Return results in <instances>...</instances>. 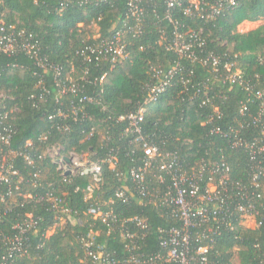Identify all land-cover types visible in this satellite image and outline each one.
<instances>
[{
	"label": "trees",
	"instance_id": "trees-1",
	"mask_svg": "<svg viewBox=\"0 0 264 264\" xmlns=\"http://www.w3.org/2000/svg\"><path fill=\"white\" fill-rule=\"evenodd\" d=\"M179 1L181 7L168 9L165 0H144L141 3L145 9L142 34L139 37L131 33L126 35L130 55L110 70L108 63L95 61L94 57L88 62L80 53L95 42L92 38L95 29L101 39L110 38L124 21L129 20L126 18L128 0H71L68 3L65 0H0V19L5 25L33 36L42 58L58 66L62 76L72 78L84 95H99L102 104L79 102L80 96L73 95H66L56 102L51 70L44 73L24 52L0 54V123L3 114L8 113L3 125L13 130L12 150L22 151L28 141L33 144L26 148L31 164L19 155L7 157L18 170L22 183L19 192L15 193L18 206L0 221V230L6 234L13 233L11 227L21 222L25 214L33 215L37 221L36 234L25 235L27 251L18 259L20 264H94L79 243V239L87 240L90 236L93 248H103L111 253L117 264H128L132 255L138 254L141 260H147L157 253H164L160 249L157 230L178 227L179 223L161 217L152 205L142 206L136 199L127 204L113 199L120 188L134 189L128 171L139 166L142 158L140 144L130 142L132 137L124 134L126 124L118 122L117 117L133 111L145 98L146 85L154 82L149 71L151 66L167 70L180 61L195 74L189 77L190 83L186 87L175 83L149 105L141 126L143 134L167 150L177 151L184 160L183 166L193 165L201 158L205 161L210 157L215 159L221 154L231 168V178L247 181L251 169L247 153L232 150L225 139L209 134L213 126L228 131L247 120L239 114L240 103L246 101V91L237 84L230 91L225 89L226 100L216 101L222 114L218 119L211 108L200 106L201 95L197 93L209 74L197 64L179 60L167 46L174 40L176 31L185 39H188V32H195L204 40L203 52L220 55L227 52L230 59L236 54L233 61L241 71V79L264 93V0H236L234 9L208 22L184 15L182 8L188 2ZM207 1L213 3L216 0ZM62 3L64 7L59 10ZM168 13L173 18L172 23L166 17ZM259 20L262 24L252 31H236L237 25L244 21ZM132 24L130 20L127 26ZM72 66L75 73L70 72ZM105 74L100 83L99 79ZM46 90L50 94L41 100L40 96ZM71 104L79 107L76 120ZM245 106L249 113L255 114L259 110V101L253 100ZM58 109L65 112V118L56 116ZM208 115L213 119L202 124ZM258 133L250 126L242 130L241 135L249 139ZM41 136H46V140H41ZM49 145H61L64 151L78 154L89 149L93 151L103 175L90 199L85 198L84 193L89 181L87 175L67 176L64 182L56 164L41 157ZM112 157L114 167L110 168L108 159ZM153 185L156 187L151 180L150 186ZM7 191L8 186L0 184V196ZM47 192L62 198L63 205L70 210L69 218L61 227L58 226L60 219L48 204L38 199ZM257 192L264 202V182ZM23 194H30L32 199H24ZM109 200L113 203L106 205ZM97 205L105 211L112 208L116 223L109 222L113 228L110 232L106 224L86 215L89 207ZM0 212L3 214L1 203ZM133 217L146 219L149 231L144 238L140 229L126 222ZM52 228L53 232L48 236L47 232ZM203 229L199 227L197 231ZM122 230L136 234L132 249H125L129 241L121 237ZM191 244L193 248L200 245L195 240ZM2 254L0 249V256ZM209 256L216 264H264V224L258 229L235 228L232 232L220 233L214 239Z\"/></svg>",
	"mask_w": 264,
	"mask_h": 264
},
{
	"label": "built area",
	"instance_id": "built-area-1",
	"mask_svg": "<svg viewBox=\"0 0 264 264\" xmlns=\"http://www.w3.org/2000/svg\"><path fill=\"white\" fill-rule=\"evenodd\" d=\"M70 1L65 0L67 3ZM143 1L128 0L126 18L129 20L124 21L122 27L110 38L101 39L99 35L93 36L95 42L86 46L80 54L85 55L88 62H91L94 57L95 61L108 63L110 70L126 60L130 55L127 50L126 35L131 33L132 36L139 37L142 34V22L145 16V9L141 5ZM165 2L168 9H173L174 6L181 7L179 0H165ZM187 2L188 5L182 8L183 14L200 18L206 22L234 9L237 4L236 0H216L213 3L207 0H187ZM63 7L62 3L59 10ZM166 17L172 23L173 18L169 13ZM130 20L133 23L131 27L127 26ZM188 33V39H185L183 34L176 31L174 40L167 46V50H173L179 60H188L192 64H197L206 74H209L202 88L197 90V93L201 95L200 106L211 108L220 119L222 114L216 101L226 100L225 89L230 91L237 84L246 91V101L240 103L239 114L247 117V120H244L243 124H239L238 127L227 129L228 131H222L219 127L213 126L209 134L225 139L232 150L247 153L251 166L250 173L246 182L232 179L231 168L221 154L215 159L210 157L205 161L201 158L193 165L183 166L184 160L177 151L167 150L159 142L155 143L143 134L141 126L149 105L156 102L166 89L174 86L175 83L186 87L190 83L189 77L195 74L193 69L186 68L180 61L175 62L167 70L151 66L149 71L154 82L146 85L145 98L133 111L119 114L117 117L118 122L126 124L124 134L132 137L130 142L140 144L142 158L139 166L128 171L134 189L120 188L115 192L113 199L122 204L136 199L142 206L152 205L161 217L174 219L179 226L169 229L158 228L159 245L164 251L163 254L157 253L147 260H141L138 254L132 255L127 260L128 264H216L209 258L216 236L222 232H232L235 228L258 229L264 224V202L257 192L264 182V93L255 90V86L248 85L241 79V71L233 61L236 54L230 59L227 52L221 55L212 51L205 53L203 52L204 40L195 32ZM39 49L38 42L33 36H26L23 31H17L13 26L7 27L0 19V54L14 55L24 52L44 73L51 70L56 102L66 95H73L74 97L80 96L79 102L101 104L99 95H84L82 89L72 78L62 76L58 66L48 63L40 56ZM195 51H198V54ZM70 72L75 73L74 66L71 67ZM84 73H87V69ZM105 76L106 74L99 79L100 83ZM81 79L84 80V77ZM49 94L46 90L40 99L45 100ZM31 98L34 99L33 96ZM253 100L259 101V110L255 114L249 113L245 106ZM71 109L73 119L76 120L79 107L71 104ZM56 116L65 118L66 114L58 109ZM7 118L8 113H4L1 118L2 123H0V184L8 186L7 193L0 196V203L3 206L0 221L12 208L18 206L15 193L19 192L22 183L18 170L12 167L7 157L19 155L29 164L32 163L26 151V148L32 147L31 141L26 143L22 151L10 148L13 130L3 125ZM212 119V116L208 115L207 121H203L202 124L209 123ZM250 126L257 129L259 133L246 139L241 135L242 130ZM41 140L45 141L46 136H41ZM165 141L166 139L163 140ZM94 156L95 154L90 149L78 154L73 151H64L61 145H49L46 146L41 157L48 158L56 164V170L63 177L64 182L67 176L87 175L89 181L84 193L85 198L90 199L102 181L103 175L102 167L94 160ZM113 160L114 157L108 159L110 168L114 167ZM151 180L156 187L150 186ZM23 198L32 199L30 194H23ZM38 199L48 204L50 210L60 219L59 221L69 218L70 210L63 205L62 198L47 192ZM112 203L113 201L109 200L106 205ZM86 215L106 224L109 232L113 230L109 222L116 223L112 208L105 211L101 205L89 207ZM126 222L133 223L140 229L142 238L147 235L149 227L145 218L133 217ZM36 224L37 221L33 215L25 214L21 222L11 227L12 234H6L0 230V249L3 251L0 264H20L18 259L26 255L27 251L28 239L25 235L29 233L35 235ZM124 225L123 223L122 226ZM199 227H204V229L197 231ZM53 229L47 232L48 236L49 233L52 234ZM194 230L196 232H193ZM94 234L97 235V233ZM120 235L124 240L129 241L125 249H132L136 234L122 230ZM192 240L199 242L200 245L193 248ZM79 243L92 263L117 264L111 253L103 248H93L94 243L91 236L87 240L79 239Z\"/></svg>",
	"mask_w": 264,
	"mask_h": 264
},
{
	"label": "rangeland",
	"instance_id": "rangeland-1",
	"mask_svg": "<svg viewBox=\"0 0 264 264\" xmlns=\"http://www.w3.org/2000/svg\"><path fill=\"white\" fill-rule=\"evenodd\" d=\"M262 24V21L261 20H259V21H257L256 23H254V24H238L237 25V27H236V31L237 32H239V33H247V32H249V31H251V30H253L254 28L256 29V27H259L260 25ZM95 35H99L98 34V29H95V34H94V36ZM64 223H65V220H62V221H59V223H58V226H62V225H64ZM52 232V231H51ZM51 233H49V235H50ZM235 262H236V260H235ZM236 264V263H235Z\"/></svg>",
	"mask_w": 264,
	"mask_h": 264
},
{
	"label": "crops",
	"instance_id": "crops-1",
	"mask_svg": "<svg viewBox=\"0 0 264 264\" xmlns=\"http://www.w3.org/2000/svg\"><path fill=\"white\" fill-rule=\"evenodd\" d=\"M254 23H256V22H248V21H244V22H242V24H247V25H248V24H254ZM240 24H241V23H240ZM256 28H257V27H256ZM254 29H255V28H254ZM254 29H253V30H254ZM251 31H252V30H251Z\"/></svg>",
	"mask_w": 264,
	"mask_h": 264
}]
</instances>
